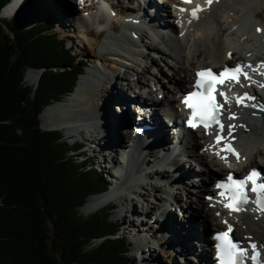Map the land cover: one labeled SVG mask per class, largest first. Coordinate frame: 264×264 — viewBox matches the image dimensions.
<instances>
[{"label": "bare ground", "instance_id": "bare-ground-1", "mask_svg": "<svg viewBox=\"0 0 264 264\" xmlns=\"http://www.w3.org/2000/svg\"><path fill=\"white\" fill-rule=\"evenodd\" d=\"M36 1L46 4L47 7L44 9V13L51 11L52 8L60 13V27L64 28L63 30L71 31L68 36L70 39H74L72 41L79 49L76 51L86 55L88 57L86 61L92 65L87 74L83 75L84 77L77 82V87L71 94L72 96L67 97L69 99L66 102L55 103L56 105L47 109L48 111L41 117L44 126L53 127L60 132L64 130L69 137H73L71 134L79 135L82 132L92 136V129L89 126L96 129L102 128L103 125L100 121L104 120L106 126H111L108 128L109 131L115 130L117 136L119 133L120 136L122 134L125 136L127 141L124 145L120 141L119 148L114 147L117 142L111 135V144L108 143L102 147L103 141L101 138H97L92 144L87 139H83L86 144L82 139H76L70 143L77 142L81 144L84 149L91 153L89 156L92 162L93 159L96 162L95 159L97 158L92 153L93 150L97 153L101 150L108 151L109 155L113 157L112 161L102 159V162L112 164V167L110 165L111 169L115 167L118 169L122 166L120 173L125 175L119 180L116 179L119 187L124 182H129L130 178H134L131 172V164L135 162L138 166L136 179L139 176L138 182L143 180L149 188V191L146 190L145 193H141L142 191L133 186L132 192L135 199L127 197L124 199L121 196L117 197V194L112 195L111 193H116L114 192L115 188H113V191L105 195L86 199L87 201L83 207L86 206L87 209L97 208L103 204L104 200H112L113 198H110V196H115V199L121 205L122 211L129 212V215L125 218L127 221H124L126 224V228H123L124 231L127 229L128 232H132L130 235L133 238L132 245L136 248V254L145 257L147 255L148 260L155 261L150 254L152 251L150 248H154L155 244H159L161 248L171 247L172 250L175 248L173 251L176 253H180L182 250L185 253L197 254V258H193L197 264L207 263L208 258L211 261L209 263L213 264V249L210 246L212 244L210 237L217 229L225 228L226 230L230 225L232 232L243 246L250 250V253H252V250L249 245H256L260 263L264 264V210H257L260 214L256 217L245 212L229 213L224 209L223 204L217 203L218 197L215 189L216 177L220 174L226 176L230 172L238 173L239 171L243 173L254 167L264 175V110H262L264 109V86H262L264 85V72L259 73L255 65L257 62L264 64V23H258V14L256 13L262 8L261 2L259 0H212V3L209 4L205 1L197 7L199 10L196 11V16L193 17V11L191 10L197 8L190 6L183 15L184 12L181 9L185 7L181 3L182 0L175 2L167 0L160 6L157 5L156 0H152L151 6L155 9L153 15L150 16V23L154 25L152 33L144 30L136 31L129 22L126 24L123 22L136 16L140 20L142 19L141 11H139L137 5L134 6L135 0H120L121 2L117 0V5H115L117 2L108 1L112 7L111 10L104 12L106 21L96 19L94 9L97 7L85 3L94 0H9L8 4L2 9L0 18H10L15 12L21 10L22 23H29L28 27H30L42 18V15L38 17L35 15L33 18L27 15V18L24 17V12L28 9L26 5ZM125 1L128 5L123 6ZM238 2H241L240 5ZM173 3L175 4L172 5ZM49 6L50 8L46 10ZM75 10L79 11L75 12ZM113 12L116 13L115 17L112 16ZM143 14L146 17L149 16L145 11ZM165 15L171 20H165L168 22L167 25L160 26V21L165 22ZM55 18H45L44 21L54 20ZM170 22H172L171 25H169ZM257 29H260V31H257ZM103 37L104 41L102 40ZM145 40L150 43L148 44ZM154 55H159L164 66L169 67L168 70L171 71V75L167 79L169 84L173 86L172 92L169 91L168 87H166L167 93L161 92L165 85L158 77L159 70L156 66H153L157 63L153 57ZM235 62H241L245 66L251 65V68H248L249 73H259V76H251L249 82H244L240 86L241 91L233 99L231 98L234 100L237 96L247 93L249 96L254 97V99L245 103L248 106H244V104L238 108L231 106L230 102L227 103L225 126L222 132L211 131L210 135L206 137L199 131H185L182 144L184 149L179 152L165 150L166 146H163L166 145L165 141L158 145L151 141L152 145L145 144L146 141H149L147 139L151 136V132L144 131L141 134L142 138L135 139L134 146L130 148L134 139L129 136L128 132L118 129L122 115L131 118L129 112L131 110L133 113L136 112L133 124L135 128L138 126L136 122L139 118L137 117H141V120L146 124H156L157 129L163 134L162 139L169 140V135L171 137L174 134L171 131L173 122L160 119L158 110H165L169 106L176 115H180L178 114L179 100L175 98L182 93L185 85L191 84L190 81L195 71L205 67H215L216 70L221 68L222 65ZM138 68H141L140 73H138ZM117 70L123 71L122 76L117 74ZM38 75L35 73L31 76L36 83L39 80ZM119 76L123 78V81L133 79L134 88L137 90V92L132 91L135 97L131 98L137 105L133 104L134 106L129 107V110L125 106V108L120 109L115 106L116 101L120 102L122 99L120 97L122 94L119 91H114L117 87L113 81ZM249 85L258 86L261 90L246 92L245 89ZM152 93H155V98L150 96ZM158 94L163 95L161 102L156 99ZM150 103L152 105L158 104V107L147 108ZM113 108L116 112H113ZM147 109H149V112H147ZM229 114H234L235 118L230 120L228 118ZM59 126L61 127L55 128ZM229 126H232L230 133ZM245 129L249 131L248 134L244 132ZM72 130L77 132H70ZM217 135L222 137L219 143L216 139ZM190 138L195 139L194 142L189 141ZM230 142H233L237 147L239 155L236 157L223 150L224 145ZM125 152L128 153L129 157L124 163L123 153ZM167 152L168 155L172 154L170 159L164 158ZM184 156L187 158L182 159L185 160V164H191L192 157L202 163L203 168H199L198 174L192 175L185 172V167H183V163L181 164V158ZM221 157H226V159ZM258 158L263 159V161L259 162ZM149 164L152 166L149 167ZM159 164L166 166L161 168ZM143 166H146V168H143ZM100 170V173L106 171V179L109 185L113 187L115 184L114 174L109 176L108 168L105 166ZM139 170L143 171L139 172ZM211 170H215L217 173L211 175ZM197 177L200 178L201 187L191 188V184L195 182L193 180ZM152 178L160 179L165 184L162 188L157 187V184L151 180ZM177 184L182 186V195L178 199L183 202L181 208L184 209V213L180 214L182 222L176 217V221L179 223L174 225V221H171L169 209L175 203L179 206L178 199L173 196L172 191L173 186ZM209 186L211 188H208ZM140 187L143 188L142 185ZM150 191L157 192L160 195L161 203L159 205L156 206L153 202ZM145 194L147 198L142 197ZM133 200L139 203L141 201L146 202L144 205L141 203L140 210L142 214L139 216L134 213L135 207L133 209V204L135 203H133ZM118 203L110 202V204ZM190 210H195L196 215L202 219L205 224L203 231L197 232V222L191 220L192 215H195V213L190 215L191 217H187L186 214ZM212 211L213 216H211ZM151 212H153L151 215L154 217L152 222H150V218L148 221L145 218L142 219V215L147 217ZM116 216H122L121 211ZM114 221L119 223L121 228L124 226L119 220ZM188 223H190L193 232H189V229L185 227V224ZM141 232L144 234L140 235ZM208 232H211L210 236ZM148 234L150 235L148 236ZM140 236L141 238H138ZM148 243L147 250L141 247L143 245L146 247ZM200 246L208 248L207 252L204 253L203 249L197 252ZM163 250L166 252V249ZM158 257H156V260H161V258L157 259ZM146 262L147 259L142 261V263ZM159 263L161 264V262ZM168 263L173 264L171 260H168ZM147 264H151V262L148 261ZM183 264L191 263L184 261Z\"/></svg>", "mask_w": 264, "mask_h": 264}, {"label": "trees", "instance_id": "trees-1", "mask_svg": "<svg viewBox=\"0 0 264 264\" xmlns=\"http://www.w3.org/2000/svg\"><path fill=\"white\" fill-rule=\"evenodd\" d=\"M17 17L0 20V264H132L121 226L109 221L116 205L80 214L108 190L90 156L39 129V114L73 94L87 63L53 23L23 28ZM27 70L41 73L35 87L22 84Z\"/></svg>", "mask_w": 264, "mask_h": 264}, {"label": "rangeland", "instance_id": "rangeland-1", "mask_svg": "<svg viewBox=\"0 0 264 264\" xmlns=\"http://www.w3.org/2000/svg\"><path fill=\"white\" fill-rule=\"evenodd\" d=\"M260 2H261V6H262V8L260 9V10H258L256 13L258 14V23H264V0H259ZM51 2V1H50ZM239 3V2H238ZM241 3V2H240ZM240 3H239V5H240ZM50 5V4H49ZM26 6H28V9L26 10V12H24V17L25 18H27L26 17V15L27 16H30L31 18H33L35 15L38 17L39 15H42L41 17V20L39 21V22H52L53 24H54V27H55V32H57L58 34H59V36L60 37H62V38H64L65 39V41H66V45H67V47H69L70 48V46H71V48H73V53H75L77 56H79L81 59H84L85 61H86V59L88 58L86 55H84L82 52H78V51H76V50H79L78 48H77V45L72 41V40H74L73 38L72 39H70V37L68 36L69 34H70V30H63L64 28H61L60 26H61V22H60V20H61V17H60V13L57 11V10H54V8H52V10L51 11H46L45 13H44V9L47 7L46 6V4H43L41 1H36V2H32L31 4H27ZM50 8V6L46 9V10H48ZM77 11H79V10H75V12H77ZM162 13H163V11H161ZM23 17V18H24ZM53 17H56L54 20H45L44 21V19L45 18H53ZM165 18H164V21L166 20V21H170L171 19H169V17H167V16H164ZM18 18V17H17ZM0 20L2 21V22H9L10 20H11V18H6V19H4V18H0ZM29 20V19H28ZM38 21H36L37 23H38ZM162 22L164 25H167V23L168 22ZM18 22H19V24H21V26L23 27V28H26V27H28V24L26 23V24H23L22 23V17H20V15H19V18H18ZM36 22H34V23H36ZM171 23L172 22H170L169 23V25H171ZM94 30V29H93ZM248 32H250L249 30H248ZM102 40L104 41V37L102 38ZM148 44L150 43L148 40H145ZM154 57V59H156L155 60V62H157V63H155V65H153V66H156L157 67V70H159L158 72H159V74H158V77H159V79L161 80V82H163L164 84L163 85H165L164 86V88H163V90H161V88H160V90H161V92H164V93H167V91L168 90H166V87H168V89H169V91H173V86H172V84H169V82H168V79L167 78H169L170 77V75H171V71H170V69L168 70V68L169 67H165L164 66V63L162 62V60H160V57H159V55H154L153 56ZM87 62V61H86ZM88 63V62H87ZM92 65L90 64V63H88L87 64V67L85 68V74H84V76L87 74V72L90 70V67H91ZM154 69V68H153ZM117 74L118 75H120V76H122V73H123V71H118L117 70ZM141 72V68L139 69L138 68V73H140ZM35 73H37V74H41L39 71H36V70H27L25 73H24V75H23V78H22V84L24 85V86H27V87H31V86H34V85H36L35 83V81H33L34 79H32L31 78V76H33ZM83 76V77H84ZM119 76V78L117 77V78H115V80L113 81V82H115V85H116V87H117V89L116 90H114L115 92H118L119 91V93H127V94H129V92L131 91H136L137 92V90H136V88H134L135 86H134V81H132L133 79H130L129 81L127 80V81H123V78H121ZM39 75H38V79H39ZM80 81V80H79ZM38 82V81H37ZM120 83H121V85H120ZM128 84V85H127ZM127 86V87H126ZM122 89H125V90H122ZM128 91V92H127ZM72 96V95H71ZM152 98H155L156 96H155V93H152V95H150ZM70 97V96H69ZM157 97L158 98H156V99H158V101L159 102H161L162 100H163V95L162 94H158L157 95ZM69 98H67V99H65L63 102H66L67 100H68ZM63 102H60V103H58V104H61V103H63ZM53 105H56V104H53ZM52 105V106H53ZM52 106H48L47 108H45V110L44 111H42L41 112V114H39V116H38V121L40 122V126H39V129L41 130V131H51V129H53V130H56V129H54L53 127L52 128H50V127H45L44 126V124H43V122H42V120H41V117L44 115V113L46 112V111H48L47 109H49L50 107H52ZM108 107V106H107ZM148 107H158V104H149L148 106H147V108ZM112 109V108H111ZM114 110H113V112H116V110H115V108H113ZM129 110V109H128ZM127 110V111H128ZM108 112V111H107ZM147 112H149V109H147ZM129 113H131V115H133V116H135L136 117V115H135V113H133L132 112V110H131V112H129ZM127 115V114H126ZM110 118V117H109ZM108 118V119H109ZM100 123L103 125V127L102 128H98V129H96L95 127H93V126H89L91 129H92V133H93V135L92 136H89V135H86L84 132H82L81 134H76V135H74V134H71L73 137L72 138H70V140H68L69 142H74L76 139H87L88 141H89V143L90 144H92V143H94L96 140H97V138H101V140L103 141L102 142V145H101V147L103 146V145H105V144H111V136H113L114 137V140L117 142V144H116V146H114V147H116V148H119V142L120 141H122V145H124L125 143H126V141H127V139L125 138V136L122 134L121 136H120V133L118 134V136L116 135V132H115V130L114 131H109L108 130V128H110L111 126L110 125H108V126H106L104 123V120L103 121H100ZM61 126H59V127H55V128H60ZM70 132H73V133H75V132H77V131H70ZM89 133V131L87 132V134ZM245 133H249V132H245ZM62 134H64V135H66V133L65 132H62ZM63 135V136H64ZM111 135V136H110ZM171 137H172V135H171ZM169 138H170V135H169ZM171 139V138H170ZM170 139H169V141H170ZM84 141V140H83ZM129 142V141H128ZM84 143L86 144V142L84 141ZM183 149L184 148H180V150H177V151H179V152H182L183 151ZM91 150V149H90ZM153 151H154V149H152ZM92 151V150H91ZM83 152H85V154L86 155H88L89 156V154H91L89 151H87L86 149H83ZM92 153H94L95 155H96V159H95V161L96 162H94V159H93V162H92V166L95 168V169H97V171H101L100 169H103L104 168V166L105 167H107L108 168V175L110 176V175H112V174H114L116 171H114V170H112L111 168H110V165H111V167H112V164H108V163H103L102 162V159H107V160H111L112 161V158L113 157H111L110 155H109V153H108V151H106V150H101L99 153H97L95 150H93L92 151ZM166 155V154H165ZM164 155V158L165 159H167V155L165 156ZM185 155V154H184ZM142 157H143V155H142ZM141 157V158H142ZM182 157V156H181ZM149 158V157H148ZM182 159H187L185 156L183 157V158H181V164L183 163V167H185V172H188L189 174H192V175H195V174H198L199 173V168H203V165H202V163L200 162V161H198L196 158H193L192 157V160H190V161H192L191 162V164H185V160H182ZM194 159V160H193ZM261 159V158H260ZM259 158H258V161L259 162H262L263 161V159H261L260 160ZM180 160V159H179ZM139 163V162H138ZM160 166H161V168H162V166H166V165H164V164H159ZM149 167L150 166H152L151 164H149L148 165ZM147 166V168H149ZM143 168H146V166H143ZM137 169H138V166L135 164V162L134 163H132L131 164V172H132V175H134V178L132 179V178H130L129 179V182L127 181V182H124L123 183V185H122V187H123V192L121 193V194H117V193H111L112 195H116L117 194V197H123L124 199L127 197V198H131V199H135V195L133 194V189L134 188H132L133 186L136 188V189H138V190H140V191H142L141 193H145L146 192V190H148L149 191V188L145 185V183H144V181L142 180V182H138V178H139V176H138V178L136 179V175H138V174H136V172H137ZM166 169V168H165ZM194 169H197V170H195L194 171ZM215 169V168H214ZM184 170V169H183ZM143 170H139V172H142ZM100 173V172H99ZM212 173H217L215 170H211V175H212ZM101 174H102V176H103V178L104 179H106V177H107V174H106V171L105 172H101ZM224 174H225V172H224ZM223 174V175H224ZM222 174H220L219 176H221ZM221 177H223V176H221ZM132 179V182L130 181ZM143 179V178H142ZM107 180V179H106ZM153 182H155L156 184H157V187H160V188H162L163 187V185L165 184V182L164 181H162V180H160V179H157V178H152L151 179ZM200 180V178H196L195 180H193V181H195L193 184H191V188H197V187H201V182L199 181ZM184 183V182H183ZM140 185H142L143 186V188L142 187H140ZM211 185V184H210ZM208 188H211L210 186L208 187ZM172 191H173V196L174 197H176L177 199L182 195V186L181 185H179V184H177V185H175V186H173V189H172ZM171 191V192H172ZM109 193V192H108ZM142 197H144V198H147V195L145 194V195H143ZM150 197L151 198H153V202H155V204H156V206L157 205H159L160 203H161V201H160V195H158V193L157 192H154V191H150ZM90 198V197H89ZM110 198H113L112 199V201L113 202H116V203H118V200L117 199H115V196H110ZM88 199V198H87ZM87 201V200H86ZM107 200H104V202H103V204L106 202ZM177 202H179V206H177V204L175 203V204H173L174 206H172V208L171 209H169V214H171V221L173 222L174 221V225L175 224H178L179 222H177L176 221V217L177 218H179V221H181V216H180V214L181 213H184V209L183 208H181L182 206V204H183V202H182V200H177ZM133 203H135V204H133V209H134V207H135V211H134V213L135 214H138V216L139 215H141L142 214V211L140 210V208H141V203L144 205L146 202H143V201H141L140 203L139 202H136L135 200H133ZM103 204H101L99 207H97V208H94V209H87V207L85 206V207H82L81 209H80V214L82 215V216H88V215H90V214H92V213H94V212H96L98 209H100V208H102V205ZM116 206H117V208L115 209V210H113L112 212H111V215H110V220L109 221H111V222H113L114 220H119L120 221V223H123L124 224V226L119 230V232H118V235H121V236H125L126 237V241H125V243L126 244H128L127 245V250H126V253H125V255H124V257H126L130 262H132V264H147V262L148 261H150L151 262V264H160L159 262H161V264H169L168 263V260H171L172 262H173V264H183V262L184 261H189L191 264H197V262H195L194 260H193V258H197V254L196 255H194V254H192L190 251V253H185V252H183L182 250H181V252L180 253H176V252H174L173 250L175 249V248H173V250L171 249V247H168V248H161V245H159V244H155V246H154V248H150V250H152L151 252H150V254L152 255V257H153V259L155 260V261H152V260H148V258H147V255H146V257L143 255V258L142 259H140V261H137L136 263H133L134 262V259H136V256H137V254H136V248H134L133 247V245H132V242H133V238H132V236L130 235L131 233L130 232H128V230L126 229V231H124V227L126 228V224L124 223V221L126 220L125 218H127V215H129V212H127V211H122V208H121V205H119V203L118 204H116ZM208 207H209V205H208ZM210 208V207H209ZM120 211H121V214H122V216H116V214L119 212L120 213ZM123 213H125V214H123ZM193 213H195V215H192ZM151 214H153V212H151L147 217H145L144 215H142V219L143 218H145L146 219V221H148V219L150 220V222H152V219L154 218V217H152V215ZM124 215V216H123ZM126 215V216H125ZM187 215V217L188 216H190V215H192V219L191 220H194L195 222H197V232H200V231H203L204 230V228L203 227H205V224L202 222V219L201 218H199L197 215H196V212H195V210H190L189 211V213H187L186 214ZM195 216V217H194ZM211 216H213V211L211 212ZM173 219V220H172ZM189 219V218H188ZM196 219V220H195ZM127 221V220H126ZM125 221V222H126ZM128 225V224H127ZM210 225H211V223H210ZM212 226V225H211ZM185 227L186 228H188L189 229V232H193V230H191V225H190V223H188V224H185ZM198 228H199V230H198ZM137 233V232H136ZM140 235L142 234H144L143 232H141V233H139ZM139 234H136V235H139ZM135 235V234H134ZM150 234H148V236H149ZM209 235V234H208ZM236 237V236H235ZM138 238H141V236L140 237H138ZM95 245H97V242H94L93 244H92V246H95ZM141 247H143V248H148L149 247V243L147 244V246L145 247L144 245L143 246H141ZM49 248H51L50 246H49ZM163 249H166V252H164V250ZM203 249V252L204 253H206L207 251V249L208 248H206L205 246H200V248H198V250H197V252H199V251H201ZM147 250V249H146ZM153 253V254H152ZM147 254V253H146ZM159 256V257H158ZM187 256V257H186ZM209 256H210V253H209ZM156 257H158L157 259H160L161 258V260H156ZM186 257V258H185ZM147 259V262L146 263H142V261H145ZM207 263H205V264H210L211 263V261L209 260V258L207 259ZM210 262V263H209Z\"/></svg>", "mask_w": 264, "mask_h": 264}, {"label": "snow or ice", "instance_id": "snow-or-ice-1", "mask_svg": "<svg viewBox=\"0 0 264 264\" xmlns=\"http://www.w3.org/2000/svg\"><path fill=\"white\" fill-rule=\"evenodd\" d=\"M188 2V0H185ZM207 3L211 4L212 0H206ZM199 8L193 10V17L196 16V11ZM184 11V9H181ZM260 31V29H257ZM244 67L251 68V65L242 66L236 65L234 68L226 67L218 75L213 74L211 70H203L196 73L197 80L195 82L196 91L187 94L182 101L186 107L190 108L192 115L189 117L188 124L191 127H196L197 123L203 124L205 129L209 127L210 124L215 123L221 130L223 125L219 120L220 109L228 103V98L223 90H219V96L223 98V104L216 102L215 93L217 92V85H224L226 82L231 83H240V77L243 76L245 80L249 79L246 72H243ZM264 86V85H262ZM254 97L249 96L247 93H244L243 96L236 97L237 105H240L244 100H252ZM248 106V105H244ZM264 110V109H262ZM228 118L234 119V114H229ZM195 119L196 123L193 122ZM231 127L229 126V133L231 132ZM217 142L222 139L221 136L217 135ZM228 152H231L233 155H237L233 149L228 147L227 144L224 145V149ZM226 159V157H221ZM258 172L253 169L246 177L244 178H234L232 174H229L226 177V181L218 182L216 187L218 189H223L219 194L221 197H227L230 203L224 204L225 208H228L229 211L239 212L242 210V206L249 202L247 196V185L251 183L250 191L256 195V203L258 207L261 206V202L264 201V182H257ZM225 223H227L225 221ZM232 232V228L229 225L227 232H219L214 236V239L217 241L215 247L217 252V260L219 264H243V258L247 254L248 249L241 248L238 242L233 241L229 233ZM249 248L252 250L251 260L253 264H257V251L256 245L250 244Z\"/></svg>", "mask_w": 264, "mask_h": 264}, {"label": "water", "instance_id": "water-1", "mask_svg": "<svg viewBox=\"0 0 264 264\" xmlns=\"http://www.w3.org/2000/svg\"><path fill=\"white\" fill-rule=\"evenodd\" d=\"M40 76V74H39ZM37 84V83H36ZM47 108V107H46ZM103 195V194H102ZM97 196H101V195H93V196H90V197H97ZM89 198V197H88Z\"/></svg>", "mask_w": 264, "mask_h": 264}]
</instances>
